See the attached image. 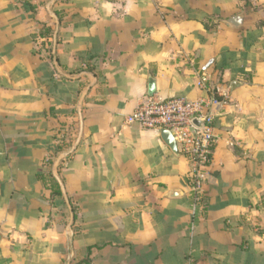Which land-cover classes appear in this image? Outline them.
<instances>
[{"label":"crops","instance_id":"1","mask_svg":"<svg viewBox=\"0 0 264 264\" xmlns=\"http://www.w3.org/2000/svg\"><path fill=\"white\" fill-rule=\"evenodd\" d=\"M213 91L195 203L126 116ZM0 264H264V0H0Z\"/></svg>","mask_w":264,"mask_h":264},{"label":"built area","instance_id":"2","mask_svg":"<svg viewBox=\"0 0 264 264\" xmlns=\"http://www.w3.org/2000/svg\"><path fill=\"white\" fill-rule=\"evenodd\" d=\"M111 3L124 0H106ZM214 63H206L198 74L197 85L207 88L210 79V67ZM217 94L213 91L209 97L188 98L173 96L168 98L147 95L126 116L130 124H140L144 128L161 132L168 129L174 135L178 151L189 159L191 169L189 178L193 200L200 201L207 175V168L211 162L212 148L215 142L214 111ZM195 121H200L198 125Z\"/></svg>","mask_w":264,"mask_h":264},{"label":"water","instance_id":"3","mask_svg":"<svg viewBox=\"0 0 264 264\" xmlns=\"http://www.w3.org/2000/svg\"><path fill=\"white\" fill-rule=\"evenodd\" d=\"M244 21V14L243 13H238L235 14L234 16L228 18L227 20H225V23L233 28H239L242 26ZM53 61L55 64H57V58H56V34L54 37V47H53ZM198 125H201L200 121H195ZM161 135L162 138L164 139V141L171 147V149L173 151H175L176 153H178V145H177V141L174 137V135L172 134V132L168 129H163L161 131ZM178 195V191H174L172 192L171 196H177Z\"/></svg>","mask_w":264,"mask_h":264},{"label":"trees","instance_id":"4","mask_svg":"<svg viewBox=\"0 0 264 264\" xmlns=\"http://www.w3.org/2000/svg\"><path fill=\"white\" fill-rule=\"evenodd\" d=\"M48 34H49L51 37H53V35H54L53 30L49 29V30H48ZM50 45H51V48H52V44H50ZM51 48H50V49H51ZM50 180H51L53 186L56 188L55 192L58 193V194H61L62 191H61V189H60V185H59L58 181L53 177L52 174L50 175Z\"/></svg>","mask_w":264,"mask_h":264}]
</instances>
